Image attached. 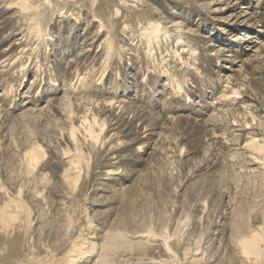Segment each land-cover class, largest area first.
Returning a JSON list of instances; mask_svg holds the SVG:
<instances>
[{"label":"rangeland","instance_id":"1","mask_svg":"<svg viewBox=\"0 0 264 264\" xmlns=\"http://www.w3.org/2000/svg\"><path fill=\"white\" fill-rule=\"evenodd\" d=\"M52 1L85 4L81 20L55 17L35 51L12 7L24 0H0V211L15 218L0 221V264H62L81 234L113 244L114 264H262L241 240L264 226V167L248 148L264 146V0H98L101 16L118 7L124 21L108 64L92 3ZM149 19L172 31L153 55L134 36ZM185 47L194 55L178 56ZM82 74L90 82L75 90ZM117 235L153 238L164 257Z\"/></svg>","mask_w":264,"mask_h":264},{"label":"bare ground","instance_id":"2","mask_svg":"<svg viewBox=\"0 0 264 264\" xmlns=\"http://www.w3.org/2000/svg\"><path fill=\"white\" fill-rule=\"evenodd\" d=\"M33 1L36 2L37 4L35 5ZM89 1L90 3H92L91 15L93 19L99 24L98 26L99 32L103 35H107V37L104 38L103 43L101 45H102V50L107 52V54L103 56L104 58L102 59V61L105 64H108V61H110L114 57V53H113L115 51L114 42L117 39V36L115 35V29L123 21V20L122 21L119 20L121 15L120 9L117 7L116 17L110 16L108 19H106L99 14L100 13L99 11L103 7L101 4H98V0H89ZM31 2H33L34 5H32L33 3L31 4ZM142 3L143 0H119V6L123 8H129L131 4H133V6L138 8ZM76 5L77 6H74L66 10V7L65 8L60 7L52 0H24V2L18 4L13 3L12 7H18V9L21 10V12L23 13V17L24 16L26 17L25 30L27 31V35H28V42L33 47V50L40 51L43 49H47L49 47V42L53 40L52 31L56 23L53 22V19L55 17L59 18L58 21L67 19L78 22L81 20L82 16L80 10L78 9H82V7H84L85 4L83 6V4L79 2ZM44 6H47L49 9H51L50 19L39 21L37 19V14L39 10ZM78 15L79 17H77ZM129 32H130V27L127 24L124 25L122 34L125 35L128 34ZM134 36L135 39H138L141 43H144V48L146 49V53L149 55L151 54L153 55L158 50H160L163 47V45L169 46V42H171L170 38L172 36V31L169 30V27H167L164 24V22L162 23L159 21H154L149 19L142 22L139 31H137L134 34ZM179 45H182L181 42L177 43L176 47H178ZM175 52L177 53L179 52L178 56L180 55V57L181 54L191 53L192 55H194L195 53L194 51H191V49H189L188 47L181 48L180 50L178 49L177 51L175 50ZM90 79L91 78L88 74H82L73 81L72 86H74L75 90H78L81 87L83 88L87 83H89ZM104 81L105 78L103 76H97L96 79L97 84H102ZM248 148L254 151L257 155H259V157L262 158V166L264 167V146L260 145L256 140H252L248 144ZM40 157H42V155L40 154L39 151L32 152L30 154V159L33 162L30 163V166L33 165L35 166ZM74 174L76 175L75 178L77 180L80 174L77 171ZM10 213L11 211L9 212L7 210L0 211V221L2 222L3 226L6 228L9 227L11 228L14 226L15 218L13 219V215H11ZM115 238L121 241H124L125 239L124 242L126 244L125 246L127 248H132L133 250H135V252L139 254L141 257L149 256L152 258L153 261L156 262L160 261L162 257H164L163 248L159 245H155L154 242H156V240L153 238L139 239V241H135V242L131 240H127V238L123 235H117ZM90 239L91 237L89 235L81 234L75 240L73 247L68 251L66 256L62 259V264H79L83 259L87 258L92 253L100 256L96 264H114L115 261L109 258V251L112 250V248L114 247L113 244H111L112 248L110 244L102 247H99L98 245V248H95L96 247L95 244H93L92 243L93 241L91 240L92 241L91 242ZM118 244L120 243L118 242ZM117 245L115 247H117ZM241 246L243 253L246 254L244 256L246 257L253 256L254 258L259 259V261H261L262 264H264V226L259 228L255 233L251 234L249 237H245L244 239H242ZM190 259H191V263H193V261L200 263V261L203 260V258L196 259L194 257ZM49 262H51L49 264H54L53 261H49Z\"/></svg>","mask_w":264,"mask_h":264}]
</instances>
